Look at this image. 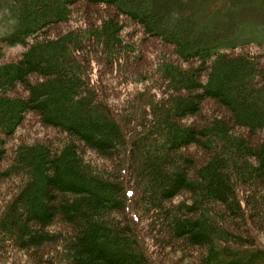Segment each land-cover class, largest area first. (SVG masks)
<instances>
[{"label": "trees", "instance_id": "1", "mask_svg": "<svg viewBox=\"0 0 264 264\" xmlns=\"http://www.w3.org/2000/svg\"><path fill=\"white\" fill-rule=\"evenodd\" d=\"M197 4L0 0V264H264V44ZM28 117L55 136L9 148Z\"/></svg>", "mask_w": 264, "mask_h": 264}, {"label": "rangeland", "instance_id": "2", "mask_svg": "<svg viewBox=\"0 0 264 264\" xmlns=\"http://www.w3.org/2000/svg\"><path fill=\"white\" fill-rule=\"evenodd\" d=\"M195 1H197L199 4L198 7V4L194 7V10L196 11L195 13L209 30L211 29L215 31H220L223 35L229 36V38L233 34L240 35L241 37L244 35H250V38L254 37V42L264 44V0H201V2L200 0ZM5 18V16L0 15V24H5ZM77 22L78 18L73 17V19H71L69 23H67L66 25H62L64 26L62 28L74 27L79 24ZM130 31L131 29L128 30V32ZM130 37H133V41H137L138 45H141L142 49L140 51V56L141 59H143V63H140V65L136 67H130V73L136 72L137 69H139L142 71V75L145 76L146 72L149 71V69L151 68L150 65L155 64L157 59L160 60L174 58H172L171 50L165 45H162L154 40H145L143 37H141L140 29H136V31L133 32ZM252 48L253 49H244L242 50V52L254 51V53L256 52L264 58V48ZM93 66L95 68L92 73L97 76L100 73H98V71L101 69L102 66L101 64L96 63H94ZM127 67H129V65L126 66L124 62L120 61V63L114 65V69L112 70L113 78H115L114 83L112 82V86H115L113 91L114 94L119 97V99L123 98L122 94L125 96L135 88V86L132 84H122L121 81H124L125 79L119 78L121 71H128ZM106 78L110 79L109 76H106ZM120 91L121 93H118ZM207 109L213 111L211 107H208ZM236 131L240 134L243 133L239 129H236ZM54 136L55 135L49 129L41 128V126L36 123L33 118L28 117L24 121L23 125L15 133L13 139L9 142V148L10 146L16 145L20 142L31 143L32 141L45 140L47 137L53 138ZM250 139L254 141V136H250ZM87 155L91 156L89 153H86L85 156ZM92 158L93 156H91V159ZM98 162L100 163V161ZM1 168L2 165L0 169ZM1 190L2 185L0 186V191ZM221 222L224 223L223 220ZM232 225L234 229L237 228L239 232L241 231V227L240 225L236 224V221H234ZM154 234L157 235L159 233H156V231H154ZM262 244H264V239L261 238L260 245L262 246ZM174 246L175 249L180 252V254L192 251L193 257L197 255H194V249H189L186 247V244L183 240H178L174 242ZM198 251L200 250H196L195 252L199 253ZM179 252H176V255H179ZM193 257L190 258L189 262L193 260ZM13 258H15V256ZM240 259H242L241 256ZM3 264H10V262L3 261ZM167 264H170V262ZM180 264H187V262H180Z\"/></svg>", "mask_w": 264, "mask_h": 264}]
</instances>
